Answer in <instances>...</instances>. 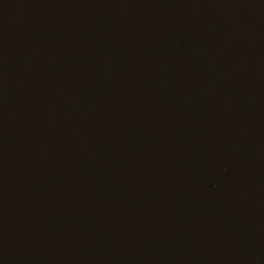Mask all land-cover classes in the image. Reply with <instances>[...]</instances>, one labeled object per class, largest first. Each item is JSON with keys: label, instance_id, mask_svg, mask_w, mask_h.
<instances>
[{"label": "water", "instance_id": "1", "mask_svg": "<svg viewBox=\"0 0 264 264\" xmlns=\"http://www.w3.org/2000/svg\"><path fill=\"white\" fill-rule=\"evenodd\" d=\"M0 264H264V0H0Z\"/></svg>", "mask_w": 264, "mask_h": 264}]
</instances>
